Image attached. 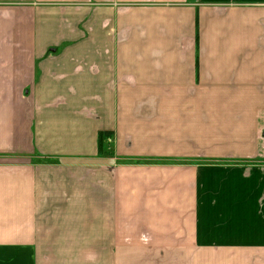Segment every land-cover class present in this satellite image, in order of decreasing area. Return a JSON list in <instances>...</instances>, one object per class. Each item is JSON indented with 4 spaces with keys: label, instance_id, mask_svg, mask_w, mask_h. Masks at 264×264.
<instances>
[{
    "label": "crops",
    "instance_id": "1",
    "mask_svg": "<svg viewBox=\"0 0 264 264\" xmlns=\"http://www.w3.org/2000/svg\"><path fill=\"white\" fill-rule=\"evenodd\" d=\"M0 264H264V0H0Z\"/></svg>",
    "mask_w": 264,
    "mask_h": 264
},
{
    "label": "rangeland",
    "instance_id": "2",
    "mask_svg": "<svg viewBox=\"0 0 264 264\" xmlns=\"http://www.w3.org/2000/svg\"><path fill=\"white\" fill-rule=\"evenodd\" d=\"M137 160H129V161H126V162H136ZM141 162L143 163H155L154 160H140Z\"/></svg>",
    "mask_w": 264,
    "mask_h": 264
},
{
    "label": "trees",
    "instance_id": "3",
    "mask_svg": "<svg viewBox=\"0 0 264 264\" xmlns=\"http://www.w3.org/2000/svg\"><path fill=\"white\" fill-rule=\"evenodd\" d=\"M103 139H104V138H103V135H102V136H101V146H100L101 148L103 147V144H102V143H103Z\"/></svg>",
    "mask_w": 264,
    "mask_h": 264
}]
</instances>
